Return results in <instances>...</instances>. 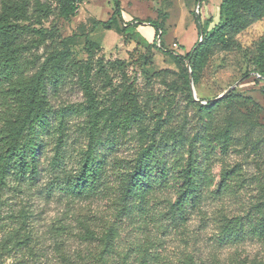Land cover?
<instances>
[{
    "label": "rangeland",
    "instance_id": "1",
    "mask_svg": "<svg viewBox=\"0 0 264 264\" xmlns=\"http://www.w3.org/2000/svg\"><path fill=\"white\" fill-rule=\"evenodd\" d=\"M39 1L45 8L40 10L32 0L31 19L21 21V26L48 33L45 38L33 33L25 37L20 47L26 60L25 77L33 73L38 58L43 61L62 42L70 45L78 61L88 58L86 43L92 42L100 47L95 60L103 59L108 64L114 84L129 79L142 92L144 100L148 94L157 101L167 91L161 83L151 81L152 77L163 70L180 72L166 51L183 56L192 51L202 39L195 15L200 13L203 23L212 19L213 27L219 20L223 0H119L126 24L119 23V27H126L121 31L116 24L110 30L94 28L95 21L111 19L116 8L114 0H85L71 20L58 15L63 0ZM147 20L160 24L161 31L144 24ZM157 32V47H154ZM237 40L240 47L219 52L208 61L194 87L197 102L202 105L220 101L229 91L256 102L261 112L260 126L253 137L254 147L240 140V133L239 139L225 148L226 142L218 136L225 129L224 108L215 112L212 119L201 115L198 109L186 112V133L190 139L198 137L199 146L193 150L207 163L208 175L213 180L204 191L206 197L200 210L189 212L184 222L173 218L170 208L181 184L173 182V187L158 193L144 211L136 210L131 219L123 218L112 264H264V230L261 233L259 226L262 215L261 209L256 208L264 202V81L258 80V75H263L261 70L264 72V19L238 35ZM173 43H177V49L172 47ZM117 61H123L124 65L115 64ZM20 89L19 82L13 87L0 80V146L6 136L5 122L13 120L18 110ZM98 93L100 102L110 99L109 89L104 91L99 87ZM83 100L78 85H72L53 97L52 105L59 111L62 107L77 106ZM157 105L152 104L149 113L150 130L157 126L160 115ZM67 113H71L70 124L64 138L61 167L51 166L56 154V133L41 157L43 173L38 182L29 185L23 193L15 188L0 190L3 264H66L68 260L81 264L97 261L101 256L100 243L87 240L83 232L89 227L99 236L115 220V196L111 193L88 201H68L65 196L56 178H61L65 170L69 173L77 168L88 145V117L75 110ZM162 113L163 125L167 123L166 130L161 131L164 135L182 128V121L167 122V109ZM134 134L120 140L117 147L112 144L105 147L111 183L120 167L127 166L138 150ZM189 151L188 148L183 153L185 163ZM225 169L231 171L227 182L233 184L218 194ZM12 183L9 187H15ZM22 208L29 210L27 222L18 214Z\"/></svg>",
    "mask_w": 264,
    "mask_h": 264
},
{
    "label": "trees",
    "instance_id": "2",
    "mask_svg": "<svg viewBox=\"0 0 264 264\" xmlns=\"http://www.w3.org/2000/svg\"><path fill=\"white\" fill-rule=\"evenodd\" d=\"M31 1L0 0V80L13 87L19 82L21 87L18 90L21 95L18 110L13 120L5 122L6 136L1 139L0 190L15 188L19 193H23L29 185L38 182L43 173L41 157L47 152V146L54 141L56 133V154L51 166L54 165V169L60 168L64 138L70 124L71 113H67V110L84 113L88 117V145L83 151L84 158L76 169L69 173L65 170L61 178L56 180L63 186L68 201H88L114 194L115 220L106 225L99 236L89 227H85L83 232L87 240L100 243L101 256L97 261L81 263L112 264L123 218L131 219L134 211H144L158 193L170 190L173 182H181L177 189V199L170 208L173 218L177 219V222H184L189 212L200 210L206 197L204 191L213 180L208 175L207 163L201 161L193 150L199 146L198 137L190 139L186 133V112L198 109L201 115L212 119L215 112L224 108L225 129L218 136L226 142L225 148L239 139L237 136L240 133V140L254 147L253 137L260 126V106L252 99L236 95L234 92L220 101H207V105H202L192 95L187 65L189 63L191 78L196 86L200 81L202 69L213 56L240 47L238 35L264 19V0H223L219 20L213 27L212 19L203 23L200 13H197L195 19L202 41H198L192 51L184 56L172 50L166 51L174 58L180 72L163 70L152 77L151 81L161 83L167 91V94L159 97L157 101L152 100L148 94L144 100L142 92L129 79L114 84L108 64L103 59L95 60V54L100 47L92 42L86 43L88 58L81 61L74 58L70 45L62 42L43 57V61L38 58L33 73L30 77H25L23 66L26 60L20 51L25 37L33 33L45 38L48 33L42 29L21 26V21L31 19ZM84 1H61L57 9L59 17L71 20L77 15L79 6ZM114 2L116 8L111 19L107 22L95 21V29L101 26L110 30L116 24L119 31L125 30L126 27H119L120 22L125 24L120 1ZM35 3L40 10L45 8L39 0H35ZM144 24L161 31L157 22L147 20ZM158 35L159 32L156 33L152 44L154 47H157ZM115 64L123 66L124 62L117 61ZM261 73L263 75L259 74L258 80L264 81L263 70ZM72 85H78L84 100L77 106L62 107L56 111L52 98L60 96L62 91ZM99 87L104 91L110 90V99L106 103L99 101ZM149 92L148 90L147 93ZM154 101L158 104L160 115L156 120L157 126L150 130L149 113L152 111V104L156 106ZM166 109L168 123L174 119L183 123L178 132L170 135L161 132L166 130L167 123L163 125L162 119V112ZM131 133H135L138 150L134 158L127 162V166L120 167L118 174L114 175L115 181L111 183L107 176L105 147L107 144L117 147L120 140ZM188 148L190 151L185 163L183 153ZM229 177L231 171L223 170L218 194L232 186L233 182H227ZM235 181L239 184V180ZM12 182L15 187H9ZM256 208L261 209L259 226L260 232L263 233L264 202ZM18 214L27 222V208H22ZM0 264H3V259ZM66 264L76 263L68 260Z\"/></svg>",
    "mask_w": 264,
    "mask_h": 264
},
{
    "label": "water",
    "instance_id": "3",
    "mask_svg": "<svg viewBox=\"0 0 264 264\" xmlns=\"http://www.w3.org/2000/svg\"><path fill=\"white\" fill-rule=\"evenodd\" d=\"M201 41H202V39H201ZM188 68H189V75H190V87H191V92H192V95H193L194 99H195L196 101H199L198 98H197L196 91H195L194 82H193V80H192V78H191V75H192V74H191V70H190V65H189V63H188ZM229 92H230V91H229ZM229 92L226 93L223 97L219 98V100L222 99V98H224L226 95H228ZM207 103H208V102H207ZM207 103H206V104H207Z\"/></svg>",
    "mask_w": 264,
    "mask_h": 264
},
{
    "label": "built area",
    "instance_id": "4",
    "mask_svg": "<svg viewBox=\"0 0 264 264\" xmlns=\"http://www.w3.org/2000/svg\"><path fill=\"white\" fill-rule=\"evenodd\" d=\"M172 47L175 49H177V47H178V45H177V43H173V45H172Z\"/></svg>",
    "mask_w": 264,
    "mask_h": 264
}]
</instances>
